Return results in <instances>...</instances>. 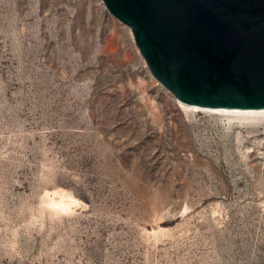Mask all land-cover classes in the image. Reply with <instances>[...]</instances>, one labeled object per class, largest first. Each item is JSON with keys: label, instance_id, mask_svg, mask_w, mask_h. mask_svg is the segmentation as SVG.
Segmentation results:
<instances>
[{"label": "rangeland", "instance_id": "obj_1", "mask_svg": "<svg viewBox=\"0 0 264 264\" xmlns=\"http://www.w3.org/2000/svg\"><path fill=\"white\" fill-rule=\"evenodd\" d=\"M0 264H264V115L184 108L101 0H0Z\"/></svg>", "mask_w": 264, "mask_h": 264}, {"label": "water", "instance_id": "obj_2", "mask_svg": "<svg viewBox=\"0 0 264 264\" xmlns=\"http://www.w3.org/2000/svg\"><path fill=\"white\" fill-rule=\"evenodd\" d=\"M179 102L264 111V0H101Z\"/></svg>", "mask_w": 264, "mask_h": 264}, {"label": "bare ground", "instance_id": "obj_3", "mask_svg": "<svg viewBox=\"0 0 264 264\" xmlns=\"http://www.w3.org/2000/svg\"><path fill=\"white\" fill-rule=\"evenodd\" d=\"M184 108H191L194 110H210V111H218V112H224V113H233V114H238L243 117H256L260 115H264V111H233V110H218V109H210V108H202V107H197V106H192V105H187L181 103ZM60 207L63 210H67L69 208L68 204L62 203Z\"/></svg>", "mask_w": 264, "mask_h": 264}]
</instances>
